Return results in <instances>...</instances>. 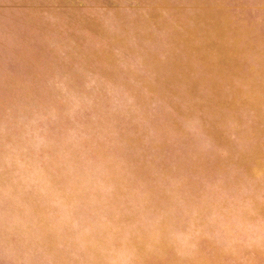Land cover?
I'll return each mask as SVG.
<instances>
[{"label": "rangeland", "instance_id": "374dc122", "mask_svg": "<svg viewBox=\"0 0 264 264\" xmlns=\"http://www.w3.org/2000/svg\"><path fill=\"white\" fill-rule=\"evenodd\" d=\"M0 264H264V0H0Z\"/></svg>", "mask_w": 264, "mask_h": 264}]
</instances>
